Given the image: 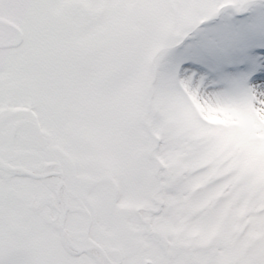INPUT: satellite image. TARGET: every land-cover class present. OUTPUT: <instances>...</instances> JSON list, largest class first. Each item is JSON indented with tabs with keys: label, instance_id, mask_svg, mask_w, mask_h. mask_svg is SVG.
Wrapping results in <instances>:
<instances>
[{
	"label": "snow or ice",
	"instance_id": "1",
	"mask_svg": "<svg viewBox=\"0 0 264 264\" xmlns=\"http://www.w3.org/2000/svg\"><path fill=\"white\" fill-rule=\"evenodd\" d=\"M0 264H264V0H0Z\"/></svg>",
	"mask_w": 264,
	"mask_h": 264
}]
</instances>
